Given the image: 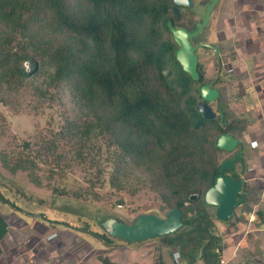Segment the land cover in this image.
I'll list each match as a JSON object with an SVG mask.
<instances>
[{"label":"trees","instance_id":"16d2710c","mask_svg":"<svg viewBox=\"0 0 264 264\" xmlns=\"http://www.w3.org/2000/svg\"><path fill=\"white\" fill-rule=\"evenodd\" d=\"M172 3L0 0V102L11 103L7 91L50 69L46 91L64 92L62 102L71 109L58 134L75 145L78 156H83L81 149L87 138L94 133L101 136L102 147L113 159L111 185L121 189L124 181L139 178L161 202L163 214H156L164 217L172 208L182 211L181 229L150 241L159 240L168 252L177 251L184 264H219L224 245L216 231L217 221L231 222L236 216L234 211L229 219H218L216 207L204 198L220 174V155L227 152L217 147L221 134L230 133L239 140L236 150L230 152L234 155L233 169L226 171L243 181L237 207L244 205L250 212L262 189L244 178L249 151L244 138L246 125L230 110L231 99H222L219 88L213 108L217 117L211 120L196 108L201 100L200 86L208 80L201 63L200 79L194 80L177 59L178 44L168 26L169 20L178 24ZM193 27L189 29L195 30L196 25ZM25 62L30 70L24 69ZM217 64L220 69V62ZM209 80L228 82L219 70ZM1 160L13 171L33 166L29 157L16 159L1 153ZM194 194L197 197L191 199ZM54 197V193L49 198L40 197L17 182H8L0 171V208L8 205L10 210L40 217L54 228L64 224L73 233L81 231L97 239L104 249L135 244L109 234L102 223L95 228L65 199L58 207L74 215L73 220L53 219L44 211H35L45 207L47 199H53V205ZM256 213L264 226V211ZM8 226L0 210V254ZM98 259L102 264H120L108 256Z\"/></svg>","mask_w":264,"mask_h":264},{"label":"rangeland","instance_id":"374dc122","mask_svg":"<svg viewBox=\"0 0 264 264\" xmlns=\"http://www.w3.org/2000/svg\"><path fill=\"white\" fill-rule=\"evenodd\" d=\"M234 15L233 11L229 16L224 12L220 20L217 16L216 21L215 14H212L208 24L196 38L199 41L214 43L215 46L222 45V48L227 50L226 58L220 60V68L225 81L228 82L225 85L224 82H219L215 88L223 90L222 99L237 101V109H248L250 115L243 113V117L240 115L239 118L246 119L247 124L257 122L260 125L264 123V113L260 111L259 105L263 106L264 102L259 101L254 93L246 94L247 77L242 60L252 55H264V19L257 22L261 27H256L255 24L245 27L243 20L239 16L234 19ZM201 17L204 20L205 13ZM226 19H229L230 23L235 22L237 27L234 29L237 33H232L235 30L229 27L230 23L226 22ZM240 28L243 31L240 32ZM216 29L220 41L216 39ZM198 52L205 79H214L219 66L216 58L210 56L213 52L207 48ZM250 63L254 67L256 62ZM23 67L25 70L31 69L29 62H25ZM229 68H233V72L228 73ZM49 71L50 69H46L25 80L17 89L7 91L11 103L0 102L2 177L8 182L19 183L40 197L49 198L54 193L55 204L51 205L53 199H47L45 207L35 209L46 212L53 219L75 218L71 217L74 215L69 214V211L64 212L58 207L59 202L63 203L65 200L77 206V212L87 217L95 228H99L100 223L103 226V222L111 217L131 224L143 213L163 214L158 196L148 185L141 183L139 178L124 181L121 189L111 185L109 180L113 171V159L102 147L101 136L97 137L94 133L87 138L82 146L84 150L81 149L83 156H78L73 148L75 145L58 134L68 114L70 116L71 109L67 103L62 102L64 92L59 93L51 89L46 91L49 86ZM254 73L251 74L252 78L257 77L258 72L256 76ZM241 80L242 84L239 83ZM239 93L244 99L239 100L236 97ZM213 108H216L215 103ZM237 112L242 113L239 110ZM250 131H254V126L250 127ZM251 136L258 135L250 133L246 138ZM245 141L247 143V140ZM77 146L81 147L80 141H77ZM1 153L12 155L16 159L29 157L33 160V166L10 170L4 166ZM246 154L244 178L250 184H259L262 195L250 212L243 205L236 207V216L231 222L217 221L216 231L221 235L223 247L226 248V255L222 258L227 264H264V226L256 213L258 209L264 211V155L261 156L255 150L247 151ZM233 156V153L223 152L220 158L225 160ZM18 202L23 203L22 200ZM32 207L33 205L30 208ZM0 210L9 225L8 233L1 242L3 255L0 261L3 264H102L98 256H108L113 261H123L126 264L181 262L177 251L172 249L168 252L159 240L151 242L152 239H148L144 240V243L140 241L142 243L139 244L135 242L134 245L128 246L135 249L134 251L128 248L104 250L97 239L88 237L81 231H75L77 235L67 230L64 224H58L57 228L51 227L40 217L10 210L8 205H2ZM251 216H254L253 220ZM82 238L91 240L94 246L89 241L83 243Z\"/></svg>","mask_w":264,"mask_h":264},{"label":"water","instance_id":"95a60500","mask_svg":"<svg viewBox=\"0 0 264 264\" xmlns=\"http://www.w3.org/2000/svg\"><path fill=\"white\" fill-rule=\"evenodd\" d=\"M176 3L175 12L178 11V5L186 4L191 6L192 0H174ZM216 0L209 6L205 21L197 28L195 32H189L184 27H176L171 21L168 26L173 34V38L178 44L176 51L177 59L183 69L190 74L194 80L200 79L199 60L196 52L199 45H194L192 37L197 36L203 27L208 23L210 11ZM201 100L197 103L196 108L203 114L206 119L217 117L216 111L211 106V102L219 97V90L212 84L202 85L200 87ZM222 116V115H221ZM239 140L230 133H223L218 137L217 147L220 150L232 152L238 147ZM240 154L236 155V159ZM234 160L228 158L222 161L220 174L214 184L205 192V201L207 204L216 207V216L220 220L229 219L238 203V196L242 189V179L233 178L226 171L233 169ZM196 194L191 195L195 199ZM183 213L178 208L170 209L164 217L156 213H143L136 217L133 223L127 224L116 218H108L103 222L105 230L114 236H119L129 243L140 242L148 239H155L165 235L173 234L184 226L182 221Z\"/></svg>","mask_w":264,"mask_h":264},{"label":"flooded vegetation","instance_id":"af4514ba","mask_svg":"<svg viewBox=\"0 0 264 264\" xmlns=\"http://www.w3.org/2000/svg\"><path fill=\"white\" fill-rule=\"evenodd\" d=\"M213 1L214 0H192L191 6L186 5V4H180V5H178V11L175 12L176 3L173 0L171 8H172V11L175 13V16H176L175 20L179 25L178 24L175 25L171 20H169V21H171L174 24V26H176V27H184L189 32H195L197 30V28L205 21V19L203 20L201 15L203 13H205V16H206L207 10ZM231 11H233L235 13L234 19L239 16L244 22V18H246L248 21L247 26H249L250 24H255L254 26L261 27V26H259L260 24H258L257 22L260 21V19H264V0H216V2L214 3V5L210 11L209 20H210L212 14H215V20L217 21V16H219V20H220L224 12H226V14L229 16ZM246 11H247V13H245ZM219 20H218V22H219ZM227 21L230 23L229 19H226V22ZM193 25H196L195 30H190L191 28H194ZM235 26L237 27L235 22L232 21L230 23L229 27H231V28H233V30H235L234 29ZM234 32L237 33L238 31L235 30L232 33H234ZM198 35L195 37H192L193 44L195 46L199 45L197 50H196L197 54L199 53L198 51L200 49H206L207 48L213 52L210 54V56H212V57L214 56L216 58V61L220 62V60L226 58V56H227L226 51L227 50L222 48V45L215 46L214 43H211L208 41H199L196 38V37H198ZM216 36H217V38H216L217 41H220L221 38L218 37L217 29H216ZM256 56H258V55H256ZM200 57L201 56L198 55L199 63H201ZM219 71L221 72V68L219 69ZM227 72L228 73L233 72V68L227 69ZM204 76H205V71H204ZM206 80H208V81L207 82L205 81V83L201 84V86L206 85V84H212V86L215 88L216 84L213 81H211L209 79H206ZM218 90H219V88H218ZM214 102L215 101H213L211 103H214Z\"/></svg>","mask_w":264,"mask_h":264},{"label":"crops","instance_id":"0c3cea01","mask_svg":"<svg viewBox=\"0 0 264 264\" xmlns=\"http://www.w3.org/2000/svg\"><path fill=\"white\" fill-rule=\"evenodd\" d=\"M245 13H247V11ZM247 25H248V21L246 18H244V26L247 27ZM229 26H230V24H229ZM239 31L241 32L243 30L240 28ZM242 62L245 65V67L243 66V68L245 69L244 73H245V76L247 77V79H246L247 80L246 81L247 82V86H246L247 90L246 91L248 93H246V94H253L254 93L259 98V101L264 102V87H262L263 83H264V77H263V75H264V56L259 55V56L253 57V55H252V56H249L248 59H243ZM250 62H256V63H254L255 66L252 67ZM254 72H256V73L258 72V74H257V77L252 78L251 74L253 75ZM256 73H254V76H256ZM258 75H260V76H258ZM248 79H250V80H248ZM242 82H243L242 80L239 81L240 84H242ZM243 85H245V84H243ZM239 88L241 90V87H239ZM241 93H242V90H241ZM242 94H244V93H242ZM242 94H241L239 100L244 99V96H242ZM236 102L237 101H233V102L229 103L228 106H229L231 111H233L238 117H240V115L243 117V115H242L243 113H244V115H250V113L247 112L248 109H246L244 111L243 110L241 111V109H237L236 105H235ZM234 106H235V108H234ZM259 106H260V111L264 113V105L262 106L260 104ZM237 110H239L242 113L238 114ZM258 118H260V116H258ZM241 119L244 120L245 125H246V130L244 131V138H245V140H247V143H248L247 149L249 151H254V150L258 151L261 156L264 155V123H262L260 125L257 124V122L247 124L246 119H244V118H241ZM253 126H254V131L251 132L250 127H253ZM250 133H253V134L256 133L258 136H256V137L251 136L250 138H248L249 139L248 140L246 137ZM252 141L257 142L256 147L252 146V144H251ZM82 240H83V243H86L88 241L86 238H84V239L82 238ZM119 248H123V249L128 248L129 250H132V251L135 250V249L129 248L128 246H123V247H119ZM114 249H116V248H114ZM114 249H112V250H114ZM104 250H106V249H104ZM2 252H3V250H2ZM2 255L3 254L1 253L0 258ZM223 255L224 256L226 255V248L224 249ZM48 256L49 255H47V257ZM115 262H118L120 264H126L123 261H115ZM0 264H3V263L0 261ZM16 264H27V263H16ZM49 264H51V263H49ZM179 264H184V263L181 261Z\"/></svg>","mask_w":264,"mask_h":264},{"label":"built area","instance_id":"2783aa9c","mask_svg":"<svg viewBox=\"0 0 264 264\" xmlns=\"http://www.w3.org/2000/svg\"><path fill=\"white\" fill-rule=\"evenodd\" d=\"M252 146L256 147L257 146V142L256 141H252ZM254 218V216H251V218ZM253 218L251 220H253ZM219 264H227V261H225V259L221 258L220 263Z\"/></svg>","mask_w":264,"mask_h":264}]
</instances>
